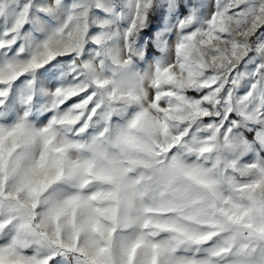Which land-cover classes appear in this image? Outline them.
<instances>
[{
	"label": "snow or ice",
	"instance_id": "snow-or-ice-1",
	"mask_svg": "<svg viewBox=\"0 0 264 264\" xmlns=\"http://www.w3.org/2000/svg\"><path fill=\"white\" fill-rule=\"evenodd\" d=\"M0 264H264V0H0Z\"/></svg>",
	"mask_w": 264,
	"mask_h": 264
}]
</instances>
